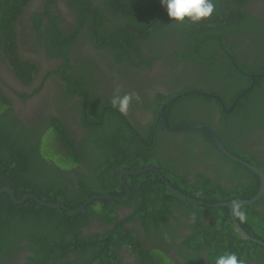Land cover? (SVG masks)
<instances>
[{
	"label": "flooded vegetation",
	"instance_id": "flooded-vegetation-1",
	"mask_svg": "<svg viewBox=\"0 0 264 264\" xmlns=\"http://www.w3.org/2000/svg\"><path fill=\"white\" fill-rule=\"evenodd\" d=\"M212 2L223 9L201 22L202 28L213 23L211 34L220 43L208 49L216 54L209 62L218 64L209 73L206 55L192 56L177 26L160 34L153 24L155 14L169 21L161 0H27L14 22L15 52L0 47V90L26 123L55 117L73 139L52 143L59 156L45 160L55 172L37 180L39 191L49 198L120 197L95 198L117 202L74 212L73 221L49 216L31 224L3 264H215L228 253L244 264H264V244L256 241L264 242V192L235 210L219 204L251 199L263 182L252 166L264 173V0ZM50 24L62 31L50 34ZM146 29L147 38H134V53L161 58L117 61L109 43ZM175 52L189 60L176 59ZM14 59L26 61L30 71ZM181 85L191 90L158 102L159 94L179 92ZM189 94L197 97L171 106ZM117 95L131 97L124 113L112 103ZM94 131L112 132L120 141H87ZM113 147L114 159L96 174ZM71 151L74 163L59 162ZM91 185L107 193L86 188ZM246 241L248 249L242 248Z\"/></svg>",
	"mask_w": 264,
	"mask_h": 264
},
{
	"label": "trees",
	"instance_id": "trees-1",
	"mask_svg": "<svg viewBox=\"0 0 264 264\" xmlns=\"http://www.w3.org/2000/svg\"><path fill=\"white\" fill-rule=\"evenodd\" d=\"M26 2L27 0H0V47L4 49L5 53L8 55L14 53L16 50V29L14 27V22L23 7L26 5ZM227 6H229V4H227ZM73 7L78 9L79 5L75 4ZM220 9L223 8L221 6L219 9L214 7L213 14L217 15V12H219ZM156 15L158 17V14H155L152 18L154 19L153 24L160 26V34L165 33L166 31L174 33L175 26H177V30L179 29L180 35L187 37L189 41L188 43L192 42L193 45L200 44L206 50L205 53H199L196 48L192 47L184 40V46L188 48L189 52L192 53V56L202 58L206 55L208 60L207 63L209 65V73H214L216 69H218L217 63L209 62V60H216V54L212 52L208 53V49L210 47L220 48L218 39L211 34V25L213 23L206 21L205 23L207 24L202 28V21L192 22L190 19H187L186 22L185 20L183 22H177L170 17H168L169 21H162L160 19H156ZM207 19L213 20L212 16ZM131 20V26L133 24L143 26L140 22H132ZM117 22L115 24L117 26H128L125 21ZM50 25V34H56L59 31H62L61 29L56 28L53 24ZM149 31L150 29H146L142 34L137 35L132 30H128V33L119 42L114 41L109 43L111 46H115L117 61L124 60L137 65L136 63L139 62L148 63V61L153 60V58H161L160 54H156L153 58L148 59L141 50H137L136 53H134V49L137 48L134 38H147ZM152 51L153 54L156 53V49ZM172 56L178 60L181 58H189L185 55V53L183 55H179L177 52L173 53ZM137 57H140V61ZM13 62L17 68H21L23 70L25 69L27 71H30L31 69L30 65L26 61L21 62L14 59ZM260 74H263V72ZM176 88H178L179 92L172 90L169 95H163L162 93L159 94L158 102L167 101L182 91L191 90L190 87H185L184 85ZM245 96L247 95H244V98ZM196 97L197 95L189 94L177 100L171 106L183 103L187 99L193 100ZM169 107L165 110L167 113H169ZM52 122L55 125H53ZM31 125L32 127H29ZM94 126L96 125L94 124ZM97 127L98 126L94 127V129ZM95 132L96 131H94V133L90 132L91 134L87 141H101L103 143H115V141H120V138L112 134V132H104L101 135H97ZM119 134L120 133L117 135ZM52 136L53 138L51 139ZM55 136L57 137L56 139ZM58 138H62L63 141L68 143L73 142V139H71L64 126L61 125V123H58L55 117L46 123H36L34 126L31 123H26L15 113L12 101L6 95L2 94L0 90V188L2 186L9 185L17 197H21L27 192H35L41 198L46 200H61L73 207H77L82 204L87 198V195L77 198H65L64 194L58 193L57 195L59 197L49 198L45 193H41L39 191L41 189V185L37 180H39L42 175H45L44 172H55L53 171V167L50 168L47 166L45 158L51 156L50 154L59 156L57 151L52 149V143L58 141ZM140 144L144 148H147L146 143L140 142ZM114 154H116L115 147L108 149V153L103 154L104 157L101 164L96 165V174H98V172L100 173V171L106 167L110 159H114ZM72 155L74 154L71 151L67 154V156H60V158L62 161L72 162L73 160H76L75 157L70 158ZM151 159L154 158L151 157ZM74 162L75 161H73V163ZM141 167L143 166L139 165L136 168L138 169ZM182 184L183 183H179V186L182 187V189H185ZM86 188L94 192L107 193V189L102 190L97 186L91 185ZM166 190L173 194L170 189L166 188ZM215 190H218V187H216ZM50 192L56 193L57 191L54 190ZM115 202L117 201L94 199L81 213L84 215L87 211L93 209L96 206V203H99V206L104 208L107 207L109 203ZM78 215V213L68 212L59 208L45 207L38 204L32 198H28L24 203L17 204L12 201L9 194L3 193L0 198V264L4 263L8 257L7 255L12 253L13 249L18 245V243H14V239H19V237L24 238V229L30 227L31 224L44 222V219L49 218V216L58 217V219L60 218L64 220V222H66L65 220L73 221L76 217H78ZM234 234L237 233L235 232ZM246 242L247 245L242 247L244 249H248L252 244L249 241Z\"/></svg>",
	"mask_w": 264,
	"mask_h": 264
},
{
	"label": "clouds",
	"instance_id": "clouds-1",
	"mask_svg": "<svg viewBox=\"0 0 264 264\" xmlns=\"http://www.w3.org/2000/svg\"><path fill=\"white\" fill-rule=\"evenodd\" d=\"M161 5L166 9L168 17L177 22H183L185 18L192 22L202 21L210 18L214 12L212 0H161ZM131 97L117 95L112 99L114 106L122 113L126 112ZM215 264H244L235 253H228L216 258Z\"/></svg>",
	"mask_w": 264,
	"mask_h": 264
},
{
	"label": "water",
	"instance_id": "water-1",
	"mask_svg": "<svg viewBox=\"0 0 264 264\" xmlns=\"http://www.w3.org/2000/svg\"><path fill=\"white\" fill-rule=\"evenodd\" d=\"M192 92V91H190ZM188 92L183 93L182 95H186ZM179 97H181V95L176 96L174 99H178ZM201 125H191L188 128H196V127H200ZM181 128H185V127H181ZM213 131V130H212ZM254 168V170L258 171L262 178H263V182H262V186L261 189L259 191V193L254 196L251 199H239V200H235V201H230V202H222L219 204L222 205H227L229 206L231 209L235 210L240 208L241 206L247 205V204H251L252 202H254L255 200H257L259 198V196L264 192V173L262 171H260L258 168L252 166ZM168 186L172 189H175L172 185L168 184ZM3 193H7L9 194L10 198L15 202V203H24L28 198H32L35 201H37L40 204L43 205H47V206H52V207H60L63 208L69 212H80L82 210H84L88 204H90V202H92L95 198L100 197V198H104V199H115V198H119L120 196H115V195H108V194H104V195H93L90 196L89 198H87L85 200V202H83L81 205L77 206V207H73L70 206L66 203H62V202H54V201H46L44 199H42L41 197H39L38 195L28 192L26 194H24L22 197H17L15 192L13 191V189L9 186V185H5L2 186L0 188V198L2 196ZM180 194H182L181 192H179ZM185 196V195H184ZM237 227L239 228V230L241 231V233H243L245 236L251 238V236H249L239 225L238 222H236ZM262 244H264V242L260 241V240H256Z\"/></svg>",
	"mask_w": 264,
	"mask_h": 264
},
{
	"label": "rangeland",
	"instance_id": "rangeland-1",
	"mask_svg": "<svg viewBox=\"0 0 264 264\" xmlns=\"http://www.w3.org/2000/svg\"><path fill=\"white\" fill-rule=\"evenodd\" d=\"M53 138V136L51 137V139ZM57 137L55 136V139H56ZM50 155H52V156H55V155H53V154H50ZM60 158V157H59ZM59 160V162H61L62 161V159L60 158V159H58ZM64 162H66V161H64ZM67 163H71V162H67Z\"/></svg>",
	"mask_w": 264,
	"mask_h": 264
}]
</instances>
